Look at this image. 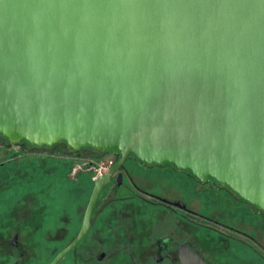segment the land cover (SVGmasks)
Masks as SVG:
<instances>
[{"label":"water","instance_id":"obj_1","mask_svg":"<svg viewBox=\"0 0 264 264\" xmlns=\"http://www.w3.org/2000/svg\"><path fill=\"white\" fill-rule=\"evenodd\" d=\"M0 135L172 164L264 212V0H0Z\"/></svg>","mask_w":264,"mask_h":264},{"label":"flooded vegetation","instance_id":"obj_2","mask_svg":"<svg viewBox=\"0 0 264 264\" xmlns=\"http://www.w3.org/2000/svg\"><path fill=\"white\" fill-rule=\"evenodd\" d=\"M61 146L69 162L50 178L1 166L0 264H264V212L227 186L172 164L128 155L113 167L111 152Z\"/></svg>","mask_w":264,"mask_h":264},{"label":"rangeland","instance_id":"obj_3","mask_svg":"<svg viewBox=\"0 0 264 264\" xmlns=\"http://www.w3.org/2000/svg\"><path fill=\"white\" fill-rule=\"evenodd\" d=\"M63 149L66 148L56 144V146H52L49 149L43 148L40 152L37 151L38 153L31 150H25L22 153L18 144H10L7 147L0 146V179L4 178L5 169L1 166L5 164H19L17 166L21 170L24 169L21 171L20 176L17 175L20 179H31L37 177L50 178L51 173L54 174L65 168V165H63L64 162H69L67 158L60 156L59 151ZM31 169H35L36 173L33 175L28 173ZM60 176L61 175H58V177ZM14 177L17 178L16 176L11 175V178Z\"/></svg>","mask_w":264,"mask_h":264},{"label":"trees","instance_id":"obj_4","mask_svg":"<svg viewBox=\"0 0 264 264\" xmlns=\"http://www.w3.org/2000/svg\"><path fill=\"white\" fill-rule=\"evenodd\" d=\"M10 144L7 142V140L4 138V137H2L1 135H0V146H9ZM19 145V148H20V151L23 153L25 150H31V151H39L38 149H40V148H42V147H37V146H31V145H29L28 143H26V142H23V143H19L18 144ZM59 145H64L65 146V144L64 143H59ZM25 146H27V147H29V148H27V147H25ZM56 146V145H55Z\"/></svg>","mask_w":264,"mask_h":264}]
</instances>
